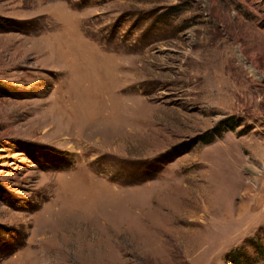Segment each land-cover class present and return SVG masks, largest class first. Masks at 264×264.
Instances as JSON below:
<instances>
[{
  "label": "rangeland",
  "instance_id": "rangeland-1",
  "mask_svg": "<svg viewBox=\"0 0 264 264\" xmlns=\"http://www.w3.org/2000/svg\"><path fill=\"white\" fill-rule=\"evenodd\" d=\"M0 18V264H264V0Z\"/></svg>",
  "mask_w": 264,
  "mask_h": 264
},
{
  "label": "trees",
  "instance_id": "trees-1",
  "mask_svg": "<svg viewBox=\"0 0 264 264\" xmlns=\"http://www.w3.org/2000/svg\"><path fill=\"white\" fill-rule=\"evenodd\" d=\"M2 22H3V21H2V19L0 18V27L3 25ZM203 140H204V142H205V141H207V142L209 141L208 139L206 140V138H204ZM207 142H205V143H207Z\"/></svg>",
  "mask_w": 264,
  "mask_h": 264
},
{
  "label": "bare ground",
  "instance_id": "bare-ground-1",
  "mask_svg": "<svg viewBox=\"0 0 264 264\" xmlns=\"http://www.w3.org/2000/svg\"><path fill=\"white\" fill-rule=\"evenodd\" d=\"M203 210H206L205 208Z\"/></svg>",
  "mask_w": 264,
  "mask_h": 264
}]
</instances>
